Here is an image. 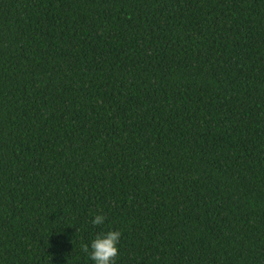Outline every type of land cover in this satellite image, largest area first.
Masks as SVG:
<instances>
[{
  "label": "trees",
  "instance_id": "obj_1",
  "mask_svg": "<svg viewBox=\"0 0 264 264\" xmlns=\"http://www.w3.org/2000/svg\"><path fill=\"white\" fill-rule=\"evenodd\" d=\"M109 229L115 264H264V0H0V264Z\"/></svg>",
  "mask_w": 264,
  "mask_h": 264
},
{
  "label": "clouds",
  "instance_id": "obj_2",
  "mask_svg": "<svg viewBox=\"0 0 264 264\" xmlns=\"http://www.w3.org/2000/svg\"><path fill=\"white\" fill-rule=\"evenodd\" d=\"M106 217L102 214L92 216L93 227L104 224ZM121 237L119 230H101L96 233L88 244L82 246V252L86 255L90 264H115L118 255V244Z\"/></svg>",
  "mask_w": 264,
  "mask_h": 264
}]
</instances>
